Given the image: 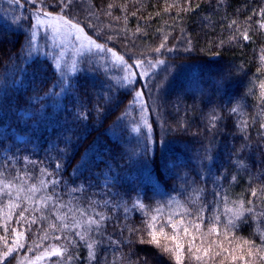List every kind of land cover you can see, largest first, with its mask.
<instances>
[{
    "label": "trees",
    "instance_id": "obj_1",
    "mask_svg": "<svg viewBox=\"0 0 264 264\" xmlns=\"http://www.w3.org/2000/svg\"><path fill=\"white\" fill-rule=\"evenodd\" d=\"M169 4L180 7L165 11ZM40 5L122 57L135 82H115L86 59L69 75L52 60L33 58L28 37ZM188 5L192 10H183ZM262 24L264 0H73L63 13L60 0H23L13 15L0 10V129H7L0 137V191L13 176L28 177L26 184L13 182L11 196L0 195V254L6 245L15 248L11 229L23 233L4 264H23L55 247L67 250V264H177V256L180 264H264ZM131 110L147 112V134L132 131ZM122 129L120 139L110 136ZM57 163L63 164L58 174ZM107 173L113 180L106 187ZM40 179L59 183L29 193ZM49 195L52 202L36 204ZM138 198L143 211L133 206ZM228 209L239 210V218ZM96 213L104 220L89 234L98 241L90 260L87 243L75 235L83 229L72 224L98 219ZM151 215L157 225L169 215L182 221L179 253L170 227L166 236L157 233V243L171 252L150 243ZM229 219L234 226L225 228ZM197 223L199 232L189 227L185 236L183 227ZM213 225L219 234L210 233Z\"/></svg>",
    "mask_w": 264,
    "mask_h": 264
},
{
    "label": "snow or ice",
    "instance_id": "obj_2",
    "mask_svg": "<svg viewBox=\"0 0 264 264\" xmlns=\"http://www.w3.org/2000/svg\"><path fill=\"white\" fill-rule=\"evenodd\" d=\"M18 2H19V0H17V3ZM72 3H73V0H60L61 12L62 13L65 12L66 9L70 11V6H71ZM185 3L187 4L188 0H185ZM110 7H111V5H110ZM172 7H180V5L179 4H169L165 8V11H167L169 8H172ZM40 9H41V15L44 17V19H41L40 16H38L36 24L34 25V27L39 28L40 26L44 25L47 28L52 29L53 32H56V33H59L61 30H63L67 35H71L74 32L76 34L77 40L81 39V35L83 33V29L78 26V23H72L70 21V19H66L64 17V15L55 16V17L51 16V14L49 12L43 11V5H40ZM183 10H185V11L192 10L191 5H188V7L184 8ZM109 15H111V14L109 13ZM261 28H264V24L261 25ZM137 31H139V29H137ZM243 38L245 40H248L249 36L245 33ZM84 39H87V37H84ZM28 40H29V45L30 46L34 45L35 41H34L33 37H28ZM88 43L90 45H92L95 48V50H97V51H101V52L105 51V48H104L103 45L96 44L94 41H91V40H89ZM81 47H83V45H81ZM163 47H164V44L162 43L160 45V48H163ZM160 48H157L156 51L159 52ZM107 51L110 52L113 56L116 55L114 52H112L111 49H107ZM117 60H120L121 64L123 65L122 58L117 57ZM261 61L264 62V56L261 57ZM57 63H59V62H57ZM140 63H141L140 61H136V66L139 67ZM162 63H163V61H160V60H157L155 62V64H162ZM155 64H153L151 66L155 67ZM71 67L74 69L75 65L73 64ZM125 71H127V68H125ZM64 83H65L64 79L61 78L57 82V85L59 86V85H62ZM259 87L262 90L261 93H260V99L264 100V81L260 82ZM49 94L50 95H59V93L52 92L51 90H50ZM140 97H141V93L137 92L136 93V99L138 100V99H140ZM108 100L110 101L111 98L109 97ZM231 111L233 113H236L238 110H237V108L234 107V108L231 109ZM84 118L86 119L87 117H84ZM242 123L246 124V122H242ZM213 127H215L214 123H213ZM261 127L264 128V124H262ZM6 134H7V129L6 128L5 129H0V137H5ZM86 154H87V152L85 153V155ZM146 155H147V151H145V156ZM60 159L63 160L64 157H60ZM26 162H28V161L26 160ZM62 167H63V164L57 163L56 166H55V170L54 171L58 174ZM40 172L43 175H45V176H51L52 175V173L47 172L45 170V168H43V167L40 168ZM159 178L161 180H163V176L162 175ZM16 180H22L26 184L27 180H28L27 173H25V175H23V176H20V175L13 176L12 180H9V181L5 182L2 191H0V195L11 196L10 189L13 186V182L16 181ZM58 183H59V181L54 180V179L50 180V181H47V180H44V179H40L38 185L34 184V185L28 187L27 191L29 193L35 194V193H37V192H39V191H41L43 189L48 188L49 184L56 185ZM105 186L107 187V184ZM76 190L77 189H73V191H76ZM252 194H253V196H255L256 192L254 191ZM29 199H32V196H29ZM52 199H53V197L51 195H49L47 197H40V198L37 199L36 204L37 205L46 204L48 202H52ZM105 203H107V201H105ZM12 206L13 205L10 202L8 207L11 208ZM133 206L134 207H139L142 211L144 210V205L139 201V198H138L137 202L134 203ZM39 210H41L40 207H34L33 209H31V211H39ZM26 211H29V209L25 208L20 213V217H19L18 222H22L25 219L24 216H23V212H26ZM155 211L157 213H159V212H162V209L157 208ZM227 211L233 212L232 209H228ZM249 211H251V210L249 209ZM84 215H85V213L81 212V216H84ZM146 215H147V213H146ZM233 215L235 217L239 218V215H240L239 210L233 212ZM96 216L98 217V219H95V218H92V217H88L84 221H80V220L74 219L73 220V224H72V229L73 230H75V229H83L82 231H75V235L79 237L80 241H84V242L87 243V247L89 249V259L90 260L95 259V245L98 243V241L93 239L89 234L91 232H93L94 230L99 229L101 223L104 220V216H103L102 213H96ZM57 219L63 221L64 217H61V216L58 215ZM198 219H202V217H198ZM216 219L218 221V218H216ZM157 220H158V217L156 215H151L149 221L147 222V227L149 229V234L151 235L150 243H157V241H158L157 233L159 234V236H166L167 234L165 233V228L170 227L172 229L171 238L175 239V243H176V246H177L176 247V251H177V253H179L181 251V247L180 246L184 242L180 238V226L182 225V221H175L173 219L172 215H169L167 217V219L164 220L163 223H160L159 225H157ZM32 223H35V220H33ZM229 225L234 226L232 219H229L228 225H225V228H228ZM189 227H193L197 232H199L200 225L198 223L197 224H193V225H189L188 227H183V233H184L185 236L190 235ZM8 230H9V225L6 223L5 224V231H8ZM63 230H65V231L69 230V225L63 224ZM11 231H12L13 235H15V237H16V240L13 241V245H15V248H18L19 247L18 241L23 238V233L17 231L16 229H11ZM209 231H210V233L219 234V230H218V228L215 225H213L209 229ZM225 235H226V233H225ZM64 238L67 239V237H64ZM54 239H61V237L60 236H55ZM194 239H195V236H193V240ZM69 243H71V241H69ZM157 246L161 247L163 249V251H165V252H171L172 251V249L168 248L165 245H160V244L157 243ZM6 247H7V250L4 251L2 254H0V264H4V262L7 260V258L9 256H11L13 251L15 250V248L13 246L6 245ZM37 247H39V245H37ZM192 250H193L192 249V243L190 241L189 242L188 251L191 252ZM66 251H67L66 249L62 250L61 248L55 247V248L51 249L50 253H45L44 255H46V256L47 255L64 256ZM196 251L199 252L200 249H196ZM207 254H208V250L205 249L204 250V255H207ZM249 254L251 255V252ZM200 258L201 257L197 256V259H200ZM36 259L39 260V259H41V257H37ZM182 259H183L182 256H177V264H180ZM8 264H11V261H8Z\"/></svg>",
    "mask_w": 264,
    "mask_h": 264
},
{
    "label": "rangeland",
    "instance_id": "obj_3",
    "mask_svg": "<svg viewBox=\"0 0 264 264\" xmlns=\"http://www.w3.org/2000/svg\"><path fill=\"white\" fill-rule=\"evenodd\" d=\"M22 5L23 0H19L18 3L17 0H0V10H2V12H6L8 16L13 15L14 10H18V7H21ZM38 16H40L41 19H44V17L39 13L33 15L32 37L35 41L34 45H32L33 58H37L39 56L52 60L57 71L63 72L65 74L68 73L69 75L78 72L82 67V62L86 59L89 62L91 61L92 63H94L99 69L106 72L108 76L115 82L126 86L135 82L137 77L135 70L127 66L126 63H124V59L117 53L114 52L116 55L113 56L107 50L103 52L95 50V48L88 43L89 40H93L89 38L84 31L81 35V39L77 40L76 34L74 32L71 35H67L63 30H61L59 33H56L53 32L52 29L47 28L44 25L40 26L39 28L34 27ZM51 16L55 17L59 15ZM84 37H87V39H84ZM81 45H83V47H81ZM117 57L122 58L123 65L121 64L120 60H117ZM73 64L75 65L74 69L71 67ZM125 68H127V71H125ZM136 68L143 76H145V70L142 65H140L139 67L136 66ZM141 98L142 96L137 100L138 105L142 102ZM140 106L141 105H139V107ZM130 113L132 115V118L135 119V122L132 123V131L138 133L139 135L147 134L149 132L147 124V112H134L133 110H131ZM26 116H28V114H26ZM125 133V129L115 130L110 132V136L114 140H118ZM17 140L19 142H23L26 140V137L17 135ZM112 180L113 176L107 173L104 175L102 185H108ZM52 257L53 256L51 255H45L42 256L39 260H37L36 258H33L32 260H26L23 264L68 263L67 261L62 259V256H56L62 261L61 263H58V261H51Z\"/></svg>",
    "mask_w": 264,
    "mask_h": 264
}]
</instances>
